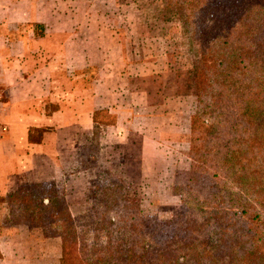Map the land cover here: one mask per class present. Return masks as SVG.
<instances>
[{"label":"rangeland","instance_id":"obj_1","mask_svg":"<svg viewBox=\"0 0 264 264\" xmlns=\"http://www.w3.org/2000/svg\"><path fill=\"white\" fill-rule=\"evenodd\" d=\"M42 1L46 29L73 32L63 75L73 78L68 85L76 122L74 133L63 131L58 144L48 138L51 148L44 153L26 144L20 111L12 109L16 116L5 123L11 142L3 151L21 160L19 167L8 168H13L6 175L12 186L0 190V199L18 186L36 185L32 193L44 205L47 197L51 202L43 224L53 220L55 228L42 232L23 218H7L0 201V264H60V232L70 242L73 264H139L141 257L159 263L161 249L181 260L191 257L192 241L199 245L210 235L216 243L213 230L219 225L242 233L238 241L230 240L238 252L248 247L245 228L264 241V206L254 198L264 197V63L255 62L258 86L219 69L217 81L199 100L200 107L208 103L213 88L216 105L205 107L202 117L209 125L194 160L187 146L189 115L197 100L193 29L204 0ZM248 27L243 21L233 35L245 37ZM57 72L62 75L52 71ZM14 77L15 71L0 69V82ZM66 88L61 84L58 95H65ZM32 89L14 87L12 101H21ZM90 97L95 121L84 122L78 115ZM0 98L4 110L1 86ZM244 99L251 106L259 103L253 125L244 119ZM53 105L45 102L44 111ZM31 106L22 103L20 110L30 113ZM39 129L29 133L30 139H37ZM250 132L258 142L245 146ZM231 149H237L235 156L222 162ZM55 207L66 210L67 223L63 213L51 218ZM238 209L254 215L251 228Z\"/></svg>","mask_w":264,"mask_h":264},{"label":"trees","instance_id":"obj_2","mask_svg":"<svg viewBox=\"0 0 264 264\" xmlns=\"http://www.w3.org/2000/svg\"><path fill=\"white\" fill-rule=\"evenodd\" d=\"M197 11V17L195 18L198 23L194 24L193 29L197 40V57L194 59L192 69L197 100L196 107L189 115V139L187 143L188 151L194 160L200 157L201 140L205 136H203V132H206V128L209 125L206 123L205 118L202 117L205 107L216 105V96L213 88L208 103L200 107L199 100L206 92L208 86L212 82L217 81L216 78L221 73L219 69L223 73L231 70L237 76H246L247 83L256 81V86H258L260 84L258 81L259 77L256 78L253 72L256 65L255 62L264 63V0H204ZM241 20L250 25V27L246 28L247 31L250 30V33H247L245 37L239 35L238 32L233 35L234 29L238 26L240 27V24L243 23ZM250 64L251 70L248 68ZM243 101L245 104L244 119L248 125H253L257 118L259 103L251 106V101H245V99ZM94 113L95 111L92 112V121H95ZM254 135V132H250L247 135L245 146H252L253 143L257 144L258 137ZM27 139L31 140L29 133ZM236 151L237 149H231L227 153L228 157L223 156L221 161L228 163L230 157L235 156L234 153ZM33 188L36 189V185L18 186L14 192L3 195L0 201L6 206L7 218H12L13 220L23 218L30 226L39 227L42 232H47L53 229L55 222L50 220L47 225H44L42 214L48 209L51 202L47 197L48 203L44 205L41 197L32 193ZM257 195L254 197L256 202L264 206V197L258 199ZM54 205L59 206L58 204ZM61 211L58 207H55L54 210L50 209V216L51 218H58L63 213L67 223L70 217L66 210ZM235 212L243 218L245 227L253 226L255 220L252 218L254 215L249 217L243 209L235 210ZM201 227H203L202 224ZM64 228L67 230V228L70 229V226L65 225ZM244 230L247 235L246 240L249 243L248 247L240 252L232 244L238 241V236L242 234L238 232L239 229L235 227L234 230L226 232L227 230L219 225L213 230V232L218 233V241L216 243L211 241L210 235L199 245H193V241L191 242L192 248H187L191 257L184 256L183 258L181 257V260H178L169 256L171 255V253H168L170 251L165 253L166 251L161 249V252L156 255L160 259L159 263L148 261L144 257L139 258L138 262L139 264H264V241L256 231L249 232L246 228ZM59 234L61 235L60 264H73L75 258L72 256L70 242L65 239L61 232ZM65 234L67 235L68 231ZM230 240H232V243H230ZM202 256L205 258L204 261L200 260Z\"/></svg>","mask_w":264,"mask_h":264},{"label":"crops","instance_id":"obj_3","mask_svg":"<svg viewBox=\"0 0 264 264\" xmlns=\"http://www.w3.org/2000/svg\"><path fill=\"white\" fill-rule=\"evenodd\" d=\"M47 20L42 0H0V69L15 71V77L12 79L1 78L0 86L4 91L7 106L3 110L2 105L0 120L10 124L16 116L12 109L15 112L19 110L20 118L25 124L26 144L44 153L51 148V140L48 138H53V144H58L59 140L63 139L60 137L63 131L74 133L76 122L74 92L68 85L73 78L63 75V70H66L70 64L66 55L70 54L73 32L48 31L45 24ZM27 23H30L28 27ZM54 68L60 70L62 75H59V72L54 75L52 73ZM61 84H65L67 88L64 89L66 94L59 96L58 89L59 87L61 89ZM26 85L33 89L26 92L21 101H12L11 93L14 87L20 88ZM90 99L91 97L82 104L80 109L82 114L78 115L84 122L91 120L90 113L94 107ZM37 102H41V107L36 105ZM45 102L54 104L56 107L46 112L43 108ZM22 103L32 104L30 113L20 110ZM2 111L5 112L2 114ZM37 128H40L38 139L28 140V133ZM10 137V132L7 130L0 136V190H3L2 192H6L8 186H12L6 175L11 173L13 168L19 167L18 162L21 160L19 157L11 159L10 153L3 151L4 148L9 147ZM14 145L19 148L22 142H14ZM13 150L16 152L18 149L15 147ZM11 166L13 168L8 169Z\"/></svg>","mask_w":264,"mask_h":264},{"label":"built area","instance_id":"obj_4","mask_svg":"<svg viewBox=\"0 0 264 264\" xmlns=\"http://www.w3.org/2000/svg\"><path fill=\"white\" fill-rule=\"evenodd\" d=\"M2 105H3V102L1 101V99H0V112H1V110H2ZM6 125H5V123H3L1 120H0V136L3 134V133H5L6 132Z\"/></svg>","mask_w":264,"mask_h":264}]
</instances>
